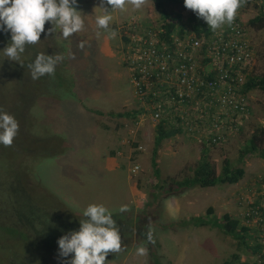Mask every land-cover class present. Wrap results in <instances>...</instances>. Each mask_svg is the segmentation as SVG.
Here are the masks:
<instances>
[{"label": "rangeland", "instance_id": "1", "mask_svg": "<svg viewBox=\"0 0 264 264\" xmlns=\"http://www.w3.org/2000/svg\"><path fill=\"white\" fill-rule=\"evenodd\" d=\"M78 3L84 29L66 40L57 31L47 37L51 42L46 49L42 44L46 37L42 34L36 45L42 44L41 52L46 55L64 57L54 74L31 78L26 65L34 57L28 46L22 57L25 66L0 55V109L12 115L19 124L18 133L27 136L21 139L20 146L27 144L30 137L57 138L53 142L59 151L56 155L28 160L24 157V167L32 173L30 190L36 192L39 185L62 201L69 214L77 216H82L89 204L106 206L117 217L122 237V250L110 254L107 264H223L234 255L238 256L234 264H257L258 255L246 246L211 225L198 226L195 219L213 222L230 213L243 225L244 206L239 201L242 196L253 195L250 190H262L264 158L250 154L241 161L240 155L253 132L264 127V92H249L253 114L244 119L239 132L215 147L206 149V143L196 133L184 132L165 140L157 153L161 169L157 178L152 164L155 123L133 114L138 105L131 71L124 63L125 31L121 27L138 16L145 27L157 28L160 12L149 0L139 10L127 5L113 13L109 29L103 30L95 24L94 9L100 6L99 0ZM105 7L110 10V6ZM256 12L254 5L240 4L237 10L257 48L256 72L261 75L264 30L255 31L247 24ZM7 40L6 35H0V49ZM129 112L130 115L126 114ZM47 144L51 146L52 141L42 143ZM204 154L218 173L228 158L245 168V176L236 184L196 186L168 195L156 188L157 183L168 187L172 180L192 176ZM21 158L14 145L0 144V174L8 171L10 164L15 168L14 160L19 163ZM135 165L140 166V171L133 174L131 169ZM259 198L264 202L263 195ZM125 205L128 210L120 212ZM9 210L5 207L0 211V264L16 261L20 255H29L31 264H36V247L23 246L17 234L3 225ZM149 227L153 243L146 239ZM249 243L254 244L253 240ZM142 244L147 254L140 256L136 249ZM43 250L47 248L38 251L42 254ZM54 260L57 261V255ZM56 261L48 260L50 264H57Z\"/></svg>", "mask_w": 264, "mask_h": 264}, {"label": "built area", "instance_id": "2", "mask_svg": "<svg viewBox=\"0 0 264 264\" xmlns=\"http://www.w3.org/2000/svg\"><path fill=\"white\" fill-rule=\"evenodd\" d=\"M121 29L128 38L123 56L137 110L155 126L163 121L167 127L180 125L205 143L218 145L239 132L244 119L253 114L245 84L258 75V53L238 13L231 25L211 33L207 45L188 28L183 35L175 31L171 41L162 40L138 17ZM139 171V165L131 169L133 174ZM262 186L239 201L244 206L243 225L256 238L253 243L261 246L257 264H264V202L257 197L264 195V178Z\"/></svg>", "mask_w": 264, "mask_h": 264}, {"label": "trees", "instance_id": "3", "mask_svg": "<svg viewBox=\"0 0 264 264\" xmlns=\"http://www.w3.org/2000/svg\"><path fill=\"white\" fill-rule=\"evenodd\" d=\"M149 1H152L160 12L158 26L157 28H152L158 31L160 39L171 41L175 31L183 35L188 28L192 30L196 36L204 37L206 42L205 45H207V41L214 30L210 29L202 19H198L191 10L186 9L184 0ZM240 4H244L245 6L254 5V7L257 8V12L248 19L247 24L255 31L264 30V0H240ZM174 7H178L180 10H174ZM47 25L49 24L46 23L45 26ZM45 29L47 30L48 28ZM5 38L6 37H4V39ZM41 38H43V36H41ZM127 39V36L123 37V40ZM49 42H51L49 38H43L42 44L44 49L48 48L47 45ZM36 45L37 44L28 46L34 59L38 53H41V45ZM33 51H35V53ZM256 89L264 92V73L250 76L245 84V92ZM126 114L130 115L131 113L129 112ZM133 114L140 116L138 110L133 111ZM119 116H124V113H119ZM163 122L155 126L156 135L152 164L157 178L161 176L157 153L162 148L163 142L186 132L180 125L177 126L171 123L170 126L167 127ZM16 136L18 139H14L12 145L17 148V152L22 158L19 163L14 160L15 168L10 164L8 171L0 174V211L5 207L10 208L9 214L4 220L3 225L17 234L23 246H31L32 249L36 247V264H50L48 260L56 261L54 260V256L57 255L55 254L58 248L56 243L57 239L66 231L77 229L79 227V219H81L82 216H77L72 213H70V215L66 205L62 201L56 199L52 194L43 191L39 185H37L36 192H33L32 189L30 190L29 188L33 181L30 177L32 173L29 167H24V157L27 156L28 160L30 157L37 159L39 157L56 155L59 151L53 142L57 140V138L30 137L28 138L27 144H24L22 147L20 146V141L27 136L24 137V132L17 133ZM48 140L52 141L51 146H48V144L43 146L42 143ZM205 145L204 147L208 149V147H215L217 144L206 143ZM250 154H258L261 158H264V127H259L253 132L244 150L241 151V161L244 160L246 155ZM245 173L246 171L243 166H236L228 158L225 159L222 170L218 173L213 163L209 160V157L204 154L195 167L192 176L185 177L175 182H172V180L168 187L157 183L156 188L161 189L160 191L163 194L168 195L179 193L184 189L196 186L208 188L220 184H236L245 176ZM164 183L166 182L164 181ZM163 188H166V191H164ZM27 191L32 192V194H29ZM212 212L213 209H210V213ZM113 218L115 219L117 217L113 214ZM74 222H76V224H74ZM195 223L198 226L211 225V227L217 228L223 234L235 239L240 245L246 246L248 250H251L254 254L258 255L261 251L259 243L249 245L251 243H249L250 240H256V238L250 234V228L242 225L241 220L233 217L230 213H226L213 222L206 221L203 218H197L195 219ZM1 227L2 225L0 223V228ZM130 227L131 226L128 228ZM125 229L126 227H123L122 230L124 231ZM42 248H47V251L43 250L45 253L41 254L39 251ZM237 260L238 256L234 255L233 259L227 260L223 264H234ZM9 264H31V259L29 255H20L16 261L12 260Z\"/></svg>", "mask_w": 264, "mask_h": 264}, {"label": "clouds", "instance_id": "4", "mask_svg": "<svg viewBox=\"0 0 264 264\" xmlns=\"http://www.w3.org/2000/svg\"><path fill=\"white\" fill-rule=\"evenodd\" d=\"M99 2L100 6L94 9L95 24L98 29L103 30L109 29L114 12L124 10L127 5L139 10L145 4V0ZM105 5L110 6V10ZM184 6L198 19H202L210 29L217 30L233 23L240 0H184ZM82 13L78 0H0V35L8 37L6 46L0 49V55L25 66L22 57L26 46L40 42L42 34L48 37L58 31L66 40L81 32L85 26ZM46 23L49 24L47 30ZM141 24L144 26L142 21ZM63 59L59 54L46 55L41 52L26 67L31 78L37 80L46 74H54L57 64ZM18 130L17 120L0 109V144L11 146ZM127 210L126 205L120 208V212ZM146 239L149 243L154 242L151 227L146 232ZM56 243L57 264H107L110 254L122 250L120 228L113 213L103 204L95 203L83 209L79 227L66 231ZM136 253L140 256L146 255L147 248L142 244L137 247Z\"/></svg>", "mask_w": 264, "mask_h": 264}, {"label": "bare ground", "instance_id": "5", "mask_svg": "<svg viewBox=\"0 0 264 264\" xmlns=\"http://www.w3.org/2000/svg\"><path fill=\"white\" fill-rule=\"evenodd\" d=\"M263 178H264V177H263ZM262 180H263V179H262ZM262 180H261V181H262ZM262 182H263V181H262ZM260 183H261V182H260ZM262 187H263V186H262ZM255 190H256V189H255ZM259 192H260V191H259ZM258 197H260V195H259ZM262 200H263V199H262Z\"/></svg>", "mask_w": 264, "mask_h": 264}]
</instances>
